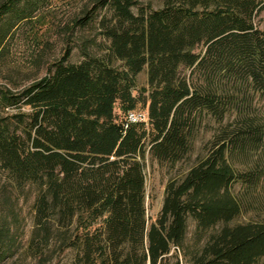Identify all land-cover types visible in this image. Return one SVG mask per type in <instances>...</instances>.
<instances>
[{
    "label": "trees",
    "instance_id": "1",
    "mask_svg": "<svg viewBox=\"0 0 264 264\" xmlns=\"http://www.w3.org/2000/svg\"><path fill=\"white\" fill-rule=\"evenodd\" d=\"M159 1L91 0L75 24L98 29V51L89 39L71 62L66 48L43 77L1 93L18 109L0 117V174L34 190L31 242L54 237L69 264H264V217L239 220L264 205V0ZM129 111L147 122L128 123ZM206 120L217 129L205 151L166 182L149 220L147 161L185 160ZM8 231L0 219V262Z\"/></svg>",
    "mask_w": 264,
    "mask_h": 264
},
{
    "label": "rangeland",
    "instance_id": "2",
    "mask_svg": "<svg viewBox=\"0 0 264 264\" xmlns=\"http://www.w3.org/2000/svg\"><path fill=\"white\" fill-rule=\"evenodd\" d=\"M150 3L153 7L161 5L159 0H137ZM91 0H0V28L8 34L0 46V117L16 112L14 106H5L1 100L2 92L17 93L47 73L49 65L59 59L66 48L70 49L69 60L77 62L81 49L91 39L90 50L97 52L103 43L97 28H81L75 24L83 10L91 6ZM259 28L264 30V9L256 16ZM119 64V63H118ZM146 82L145 72L136 77L137 87ZM264 119V100L257 103ZM25 110L24 107H22ZM217 124L206 120L198 131L189 156L174 167L147 161L146 208L149 220L159 213L166 182L170 178L180 177L192 165L198 155L205 151V145L211 139ZM264 158V145L260 151ZM235 185V190H241ZM34 190L27 189L18 193L6 184L0 174V219L10 225L12 251L0 264H69L73 257L70 250H62L54 237L45 239L37 235L35 241L33 227ZM264 217V205L256 211L242 213L239 220L261 219ZM189 233L193 222H189Z\"/></svg>",
    "mask_w": 264,
    "mask_h": 264
},
{
    "label": "built area",
    "instance_id": "3",
    "mask_svg": "<svg viewBox=\"0 0 264 264\" xmlns=\"http://www.w3.org/2000/svg\"><path fill=\"white\" fill-rule=\"evenodd\" d=\"M148 114L147 111H129L127 113V121L128 123H136V122H147ZM127 124H125V127Z\"/></svg>",
    "mask_w": 264,
    "mask_h": 264
}]
</instances>
